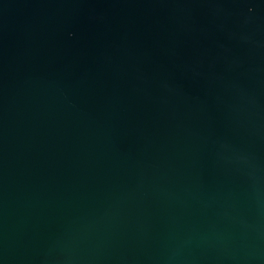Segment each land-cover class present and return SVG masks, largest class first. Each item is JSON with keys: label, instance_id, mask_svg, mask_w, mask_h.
Listing matches in <instances>:
<instances>
[{"label": "water", "instance_id": "water-1", "mask_svg": "<svg viewBox=\"0 0 264 264\" xmlns=\"http://www.w3.org/2000/svg\"><path fill=\"white\" fill-rule=\"evenodd\" d=\"M0 264H264V0H0Z\"/></svg>", "mask_w": 264, "mask_h": 264}]
</instances>
